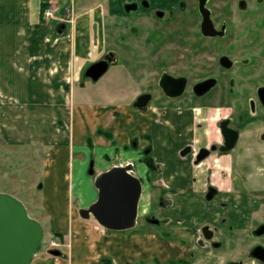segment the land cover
<instances>
[{"label": "flooded vegetation", "instance_id": "obj_1", "mask_svg": "<svg viewBox=\"0 0 264 264\" xmlns=\"http://www.w3.org/2000/svg\"><path fill=\"white\" fill-rule=\"evenodd\" d=\"M263 10L264 0H106L83 13L103 14L117 35L115 47L89 64L116 54L110 65L115 69L113 98L129 101L116 106L124 105L134 122L145 113L170 132L164 138L169 153L163 166L153 157L151 133L142 137L148 142L144 145L142 138L130 139L135 156L127 163L143 183L137 223L140 217L153 224L166 221L153 214V206L161 211L175 200L168 198L170 192L159 190L142 203L144 182L153 173L173 175L186 185L177 193L197 199L192 207L205 206L208 216L194 219L201 229L210 225L214 233L207 241L214 248L236 239L239 253L250 257L255 246H264V189L251 190L248 182L255 165L264 168V29L231 27L236 12L246 19L259 13L257 23L262 25ZM205 20L211 21L213 31L204 30ZM88 66L83 75L92 79L85 76ZM238 145L242 151H234ZM122 157L119 153L116 158ZM174 159L180 165L170 173ZM189 185L192 189H187ZM249 192L258 194L256 201ZM252 210H262V217L256 220ZM177 220L184 222L182 216ZM201 229L187 231L202 240ZM240 230L255 240L236 233ZM233 262L245 264L244 259Z\"/></svg>", "mask_w": 264, "mask_h": 264}, {"label": "crops", "instance_id": "obj_2", "mask_svg": "<svg viewBox=\"0 0 264 264\" xmlns=\"http://www.w3.org/2000/svg\"><path fill=\"white\" fill-rule=\"evenodd\" d=\"M42 2L0 0V134L8 145L46 149L41 207L44 215L43 219L38 216L36 219L43 225L45 234L63 244L60 254L46 248L29 264H232L218 253L220 247L214 248L210 241L198 240L188 233L187 228L201 229L194 218L208 216L205 206L192 207L197 199L178 206L177 218L165 214L163 235L153 230L145 232L139 223L128 230H108L93 217H81L80 208L88 207L98 196L94 175H85L91 155L95 173L114 164H125L135 156L129 149L131 137L141 139L151 133L153 157L163 166L169 153L164 138L170 132L153 124L145 113L141 114L140 122H134L128 109L122 106L88 102L75 109L72 92L75 85H81L82 63L96 49L105 46L106 36L102 34L100 39H95L91 32H84L80 22L73 32L68 31L71 23L68 20L74 21L73 16L66 17L64 31L54 30L51 21L42 16ZM60 8L65 16L72 13ZM117 109L126 115L121 117ZM130 124H134L133 130L127 129ZM89 134L92 137L87 144L84 138ZM76 142L81 144L82 153L77 159L73 158ZM140 143L148 142L142 138ZM119 153H123L121 161L116 158ZM171 164L170 173L177 172L180 162L174 159ZM79 182L92 187L89 204L83 198ZM184 187L173 175L160 173H153L144 182L145 191H167L168 198ZM73 192L78 196H73ZM75 197L77 206L73 203ZM184 211L190 214L189 223L177 220ZM181 232L189 234L187 239ZM245 264L250 263L246 260ZM251 264L257 263L253 260Z\"/></svg>", "mask_w": 264, "mask_h": 264}, {"label": "rangeland", "instance_id": "obj_3", "mask_svg": "<svg viewBox=\"0 0 264 264\" xmlns=\"http://www.w3.org/2000/svg\"><path fill=\"white\" fill-rule=\"evenodd\" d=\"M42 1H48V0H42ZM51 2V8L56 9V12L54 13V17L47 18L49 24L54 28V30H57V26L65 21V13L61 12V8H64L65 11L69 10L72 13H70V16L74 17L73 23L68 24V31L73 32V29L78 23L83 24L84 32L86 34L92 33L94 35L95 39H100V36L102 34H105L106 36V43L105 46H101L99 50H95L89 55V59L86 61H83V67L81 70V83L84 82V85H75L72 92V101L73 104H75V109L77 110V106L82 103L90 104L95 103L99 105L104 104H110V105H116L120 103L128 104L129 101H115L113 98L114 95V88L116 87V80L114 77V66H111L108 72H106L99 80L93 81L92 79H86L83 75V70L86 68L91 61H94L95 59L99 58L104 51L108 50L109 48L115 47V42L117 40V35L112 31L113 25L112 21L107 17L103 16V14L100 16L98 14H93V12H90V14L81 15L85 10L91 9L96 3L100 2H106V0H52ZM85 3V4H84ZM41 5V4H40ZM85 5V6H84ZM101 11H97V13H100ZM261 16H263V23L262 25H259L257 23V20L259 18V13H255L252 17L250 16V19L242 18L240 17L239 13H235L234 18L231 23V27L234 29H243V28H262L264 29V10L261 12ZM78 18V19H77ZM73 20V18L71 19ZM77 20V23H76ZM46 21V19H45ZM85 25V26H84ZM88 25V26H87ZM241 44V43H240ZM258 44V43H256ZM123 53H127L126 50H123ZM245 52H240V54H243ZM86 64V65H85ZM86 101V102H85ZM90 102V103H88ZM124 106V105H122ZM73 109V108H72ZM123 117V115L121 116ZM134 127V124L132 125ZM102 128V127H101ZM130 126L128 125V130ZM92 135L89 134L87 137H85V141L90 143ZM117 140V139H116ZM114 141V140H112ZM75 148L73 149V158H81L82 153L79 152L81 150V144L76 142L74 145ZM239 149L242 151V148L239 147V145L234 149ZM41 150V151H39ZM46 149L41 147H35V146H16V145H8L4 142V140L1 137L0 134V192H6L14 195L18 199H20L28 209V212L30 216L33 218H36V216L41 217L43 219V212L41 207L44 200V189L43 184L45 182L46 178V172H45V162H46ZM88 153V152H84ZM89 154H85L84 156H87ZM92 156V155H91ZM89 158V161L86 165V173L85 175L90 173L91 169V162L93 158ZM239 155L238 157H240ZM97 167H101L98 162H96ZM262 166L255 165L254 168L250 172V176L248 179V182L250 184L249 188L251 190H261L264 189V168H260ZM97 174V173H95ZM94 182V181H93ZM81 183L82 189V195L86 203H90V199L93 198L92 194V187L90 184H83ZM249 189V190H250ZM158 190H150L147 189L144 193L142 203H146L149 201V197L152 195H157ZM73 196H78L76 193L73 192ZM256 193H250L249 197H253L254 201H256V197H258V194ZM188 194L179 192L175 193V196L171 197V200H175V203H173V206L171 207H164L161 209V211H156V206H153V214L157 216V218L161 219L162 217H165L166 213H170L171 215H175V218H177V214H175V210L180 206L181 204H188L191 201V198ZM206 202V201H205ZM73 203L77 206L78 200L73 198ZM41 204V205H39ZM87 204V205H88ZM91 204V203H90ZM89 204V205H90ZM200 204V202H199ZM213 205V204H212ZM43 208V207H42ZM240 207V209H244ZM189 210V209H187ZM249 211V210H248ZM248 211L246 213H248ZM253 211V210H252ZM199 212V211H197ZM254 213H252V216L255 217L256 220H259L263 212L262 210L257 211L254 210ZM259 212V213H258ZM181 213V212H179ZM184 211L181 213L185 223H189V219L191 218L188 216V212L186 213ZM190 215V214H189ZM40 222V221H39ZM41 223V222H40ZM139 225L141 228L145 229V232L153 230L158 233H163L166 231L165 225L163 222L159 224H153L148 221H145L143 217L139 218ZM223 232L227 233V230H222ZM232 233L233 230H230ZM177 232V231H176ZM236 233L239 234H245V238L248 237L249 240L254 241L255 238H253L252 234L250 232H246L245 230L236 231ZM247 233V234H246ZM250 233V234H249ZM182 235H189L188 233L181 232ZM171 235L174 237L175 232H172ZM177 235V234H176ZM247 235V236H246ZM51 237H49V234L46 233L44 237V241L40 246V250L43 249H49V240ZM236 238V237H234ZM187 239V237H186ZM236 239L228 241L222 248H218V253L221 255H224L225 258L228 259V262L231 263L234 261V259H244L245 261L251 262L253 261L252 258L249 256H244L245 253L240 252V246L237 245ZM240 254L239 256L237 255ZM237 255V256H236ZM243 255V256H242ZM257 264H263L258 260H254Z\"/></svg>", "mask_w": 264, "mask_h": 264}, {"label": "water", "instance_id": "obj_4", "mask_svg": "<svg viewBox=\"0 0 264 264\" xmlns=\"http://www.w3.org/2000/svg\"><path fill=\"white\" fill-rule=\"evenodd\" d=\"M65 28L63 23L58 31H64ZM212 28L211 21L208 23L205 20L204 30L213 31ZM116 60V54L109 53L88 66L85 76L94 81L99 80ZM205 84L207 83H201ZM232 146L233 144L224 149L229 150ZM133 170L132 164H114L109 169L97 173L94 177V185L98 190L97 199L88 207L80 208L81 217H94L100 225L109 230L134 228L138 220L143 183ZM90 173H94V162H91ZM150 221L158 223L157 219ZM201 231L206 240L213 237L214 232L210 225L202 227ZM44 237V227L38 219L30 216L25 204L10 193L0 192V264H29L38 254ZM52 253L60 254L61 251L53 250ZM250 257L264 263V246H255Z\"/></svg>", "mask_w": 264, "mask_h": 264}, {"label": "built area", "instance_id": "obj_5", "mask_svg": "<svg viewBox=\"0 0 264 264\" xmlns=\"http://www.w3.org/2000/svg\"><path fill=\"white\" fill-rule=\"evenodd\" d=\"M45 14H46L47 17H53L54 16V9L51 8V7L48 8L46 10ZM50 245L52 247H60L61 246V244L59 242L55 241V240H51Z\"/></svg>", "mask_w": 264, "mask_h": 264}, {"label": "trees", "instance_id": "obj_6", "mask_svg": "<svg viewBox=\"0 0 264 264\" xmlns=\"http://www.w3.org/2000/svg\"><path fill=\"white\" fill-rule=\"evenodd\" d=\"M50 6V3L48 1L42 2V16L44 15L45 10Z\"/></svg>", "mask_w": 264, "mask_h": 264}]
</instances>
